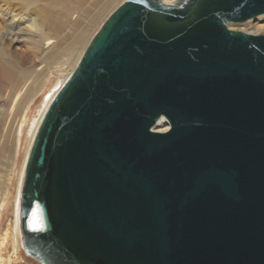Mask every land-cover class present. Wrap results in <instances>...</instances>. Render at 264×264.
Instances as JSON below:
<instances>
[{"label":"water","instance_id":"obj_1","mask_svg":"<svg viewBox=\"0 0 264 264\" xmlns=\"http://www.w3.org/2000/svg\"><path fill=\"white\" fill-rule=\"evenodd\" d=\"M262 15L264 0H127L111 14L33 143L27 256L264 264V34L228 28ZM162 117L170 130L154 132Z\"/></svg>","mask_w":264,"mask_h":264},{"label":"bare ground","instance_id":"obj_2","mask_svg":"<svg viewBox=\"0 0 264 264\" xmlns=\"http://www.w3.org/2000/svg\"><path fill=\"white\" fill-rule=\"evenodd\" d=\"M163 1L171 4L176 0ZM119 2L0 0V98L5 95L7 107L0 106V264L14 263L21 259L23 249L25 251L20 228L22 190L33 143L43 119L79 65L90 37ZM263 19L264 15L244 23H229L228 28L262 35L264 23L248 29L238 26ZM6 43L23 44L26 52L44 66L38 70L26 67L28 54L17 58L5 47ZM169 130L165 117L153 127L158 133ZM20 155L22 162L15 180ZM14 191L12 217L2 226ZM38 213L42 226L29 223L27 227L32 233L43 227L42 215ZM7 249L10 252L5 258L1 253Z\"/></svg>","mask_w":264,"mask_h":264},{"label":"rangeland","instance_id":"obj_3","mask_svg":"<svg viewBox=\"0 0 264 264\" xmlns=\"http://www.w3.org/2000/svg\"><path fill=\"white\" fill-rule=\"evenodd\" d=\"M125 1H127V0H120V2L106 14V16L104 17L103 21L100 23V25L96 28V30L93 33V35L90 37V39H89V41H88V43H87V45L85 47V51L87 50V48H88L89 44L91 43L93 37L99 32V30L101 29L103 24L106 22V20ZM261 21H263V22H261ZM263 23H264V19L260 20V21H258V20L257 21H252L251 24L247 23V24H244V25H239L238 27H241V28L247 27V29H248V28H251L252 26H258L259 24H263ZM5 45H6L5 47L8 49V51L11 52L17 58H21L23 54H25V55L28 54L27 55L28 60H27L26 67L38 70V69H41V67L44 66V64H42L40 61L34 59L31 55H29V53L26 52V47L23 44L17 43L15 45H10L9 43H6ZM4 102H5V95L3 96V98L2 97L0 98V106H2L4 108H7V107H5ZM32 116L30 117V119L32 118ZM0 117H1V115H0ZM19 159L20 160H19V164L17 165L16 174H15V180L17 178V174L19 173L20 164L22 162L21 161L22 160L21 155L19 156ZM14 197H15V191H14L13 197L11 198V201H10L11 203H10L8 209L4 212V218L5 219L3 220L2 226H5V224L7 223V220L11 219V217H12V209H13L12 208V203L14 202ZM9 252H10V249H7V251L6 250L4 252L2 251L1 255H3V257L7 258L6 256H8L7 253H9ZM19 257L21 259L16 260L17 262L15 261L12 264H39L36 260H34L33 258L27 256L25 254L24 249H23V252L21 253V255Z\"/></svg>","mask_w":264,"mask_h":264},{"label":"clouds","instance_id":"obj_4","mask_svg":"<svg viewBox=\"0 0 264 264\" xmlns=\"http://www.w3.org/2000/svg\"><path fill=\"white\" fill-rule=\"evenodd\" d=\"M30 223H31L32 226H37V225H38V227L42 226L41 221L39 219L38 211H34L32 213L31 218H30Z\"/></svg>","mask_w":264,"mask_h":264}]
</instances>
